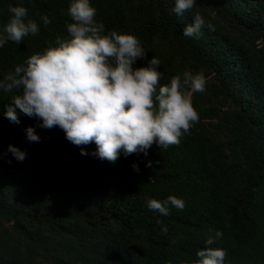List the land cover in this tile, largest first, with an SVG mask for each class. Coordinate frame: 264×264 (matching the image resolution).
<instances>
[{
    "label": "trees",
    "instance_id": "obj_1",
    "mask_svg": "<svg viewBox=\"0 0 264 264\" xmlns=\"http://www.w3.org/2000/svg\"><path fill=\"white\" fill-rule=\"evenodd\" d=\"M69 2L0 0V29L10 4L23 3L40 25L38 34L0 47V78L68 35ZM91 3L106 32L140 38L147 57L136 67L161 60V83L205 72L206 91L193 98L199 120L179 144L154 143L147 155L112 163L81 154L95 142L77 146L59 126L37 127L40 140L30 141L26 127L38 121L21 113L19 124L10 122L3 110L14 93L0 91V264H180L198 258L210 229L223 230L213 246L227 250L228 264H264V0H197L183 16L175 0ZM196 12L215 30L185 37ZM10 144L27 158L5 155ZM169 195L186 207L166 216L148 207L149 197Z\"/></svg>",
    "mask_w": 264,
    "mask_h": 264
},
{
    "label": "clouds",
    "instance_id": "obj_2",
    "mask_svg": "<svg viewBox=\"0 0 264 264\" xmlns=\"http://www.w3.org/2000/svg\"><path fill=\"white\" fill-rule=\"evenodd\" d=\"M196 3L175 0L173 10L183 16ZM9 12L8 22L0 29V47L7 41L19 44L26 36L40 32L39 23L29 18L23 3L10 4ZM68 12L74 22L67 25L66 37L58 36L54 44L49 42L0 78V91L14 93L4 106L5 117L16 124L21 122V113L35 118L37 125L26 127L30 141L40 140L37 127L59 126L77 146L95 142V150L89 153L80 147L81 154L112 163L122 154L147 155L154 143L161 148L179 144L199 120L193 98L195 93L206 91L205 72L186 70L169 83H161L165 77L158 70L161 60L154 56L146 65L136 67L138 58L147 57L140 38L131 32H106L104 23L95 18L97 9L91 0H70ZM42 19L45 25L51 23L47 14ZM204 27L215 30L214 24L196 12L194 23L184 27L183 35L199 36ZM8 152L18 161L27 158L26 150L14 144L5 155ZM132 167L140 171L136 162ZM172 206L182 210L186 201L176 195L164 200L148 198V207L162 215H169ZM162 230L167 232V225H162ZM209 232L206 246L197 250L198 258L181 260L180 264H228L227 250L213 246L223 237V230Z\"/></svg>",
    "mask_w": 264,
    "mask_h": 264
}]
</instances>
